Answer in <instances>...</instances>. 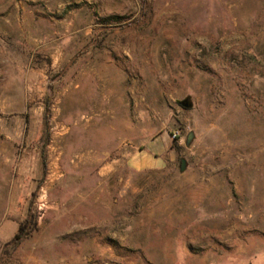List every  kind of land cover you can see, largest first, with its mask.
Masks as SVG:
<instances>
[{"label": "rangeland", "instance_id": "rangeland-1", "mask_svg": "<svg viewBox=\"0 0 264 264\" xmlns=\"http://www.w3.org/2000/svg\"><path fill=\"white\" fill-rule=\"evenodd\" d=\"M36 64L52 90L82 92L24 102L18 76ZM0 116L2 136L55 145V208L109 222L94 246L56 245L36 196L0 264H264V0H0ZM164 138V168H128ZM102 164L105 193L80 204Z\"/></svg>", "mask_w": 264, "mask_h": 264}, {"label": "crops", "instance_id": "crops-1", "mask_svg": "<svg viewBox=\"0 0 264 264\" xmlns=\"http://www.w3.org/2000/svg\"><path fill=\"white\" fill-rule=\"evenodd\" d=\"M38 66L39 64L28 67L24 78V75L18 76L21 77L20 87L24 89V102H45L52 97H65L70 91L75 94L82 92V86L79 85L71 86L72 90L64 92L52 90L49 69L46 66ZM16 80L18 79L14 80V85L17 83ZM28 113L23 112L24 117ZM31 134L30 131L27 132L26 127L23 130L12 128L6 136H2L0 132V246L7 245L18 234L20 226L27 219L30 200L38 196L40 188L49 178L50 169L54 171L55 177L48 184L49 195H52L65 182L60 180L64 178V175L58 176L60 171L56 147L51 145L52 143L47 145L46 131L39 132L37 142L34 143L36 139L34 136L32 138ZM168 152H173L169 138L158 139L145 151L141 150L133 154L127 161V166L136 172L162 169L166 162L163 156ZM109 170V164L98 167L96 175L98 184L80 189L77 195L80 204L84 203L90 195L94 197L105 193L102 184L109 178ZM86 179L80 178L79 183H83ZM103 211L105 213V210ZM48 217L49 239L58 241L56 245L60 246L75 248L94 246L98 240L95 231H104L109 227L108 220L105 224V221L97 218L88 207L81 205L56 207ZM88 239H91L93 243L89 244ZM83 240L85 241L82 242ZM72 260L74 264L81 262L78 255H65L59 258L37 255L32 258L30 264H68Z\"/></svg>", "mask_w": 264, "mask_h": 264}, {"label": "built area", "instance_id": "built-area-1", "mask_svg": "<svg viewBox=\"0 0 264 264\" xmlns=\"http://www.w3.org/2000/svg\"><path fill=\"white\" fill-rule=\"evenodd\" d=\"M177 136H174L176 138ZM48 179L44 183V185L40 188L36 204H35V216L37 219V222L39 224L43 223L48 215L53 211L55 208V204L52 203L49 199V193H48V184L54 180L55 173L53 170L48 171Z\"/></svg>", "mask_w": 264, "mask_h": 264}, {"label": "water", "instance_id": "water-1", "mask_svg": "<svg viewBox=\"0 0 264 264\" xmlns=\"http://www.w3.org/2000/svg\"><path fill=\"white\" fill-rule=\"evenodd\" d=\"M178 105L181 107V108H183L184 110H192V108H193V104H192V102H191V100L188 98V99H185V100H183V101H180V102H178ZM193 135L191 134V135H189V137H188V139H187V144L188 145H190L191 144V142H192V140H193ZM185 169H186V163H185V161L183 160L182 161V167H181V171L182 172H184L185 171Z\"/></svg>", "mask_w": 264, "mask_h": 264}, {"label": "trees", "instance_id": "trees-1", "mask_svg": "<svg viewBox=\"0 0 264 264\" xmlns=\"http://www.w3.org/2000/svg\"><path fill=\"white\" fill-rule=\"evenodd\" d=\"M24 230H25V227L24 226H20L19 232L16 235V237L14 238V241L20 242L23 239Z\"/></svg>", "mask_w": 264, "mask_h": 264}]
</instances>
